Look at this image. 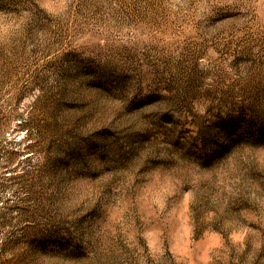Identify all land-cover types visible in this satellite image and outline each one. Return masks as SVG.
I'll return each instance as SVG.
<instances>
[{
	"label": "rangeland",
	"instance_id": "1",
	"mask_svg": "<svg viewBox=\"0 0 264 264\" xmlns=\"http://www.w3.org/2000/svg\"><path fill=\"white\" fill-rule=\"evenodd\" d=\"M0 264H264V0H0Z\"/></svg>",
	"mask_w": 264,
	"mask_h": 264
}]
</instances>
